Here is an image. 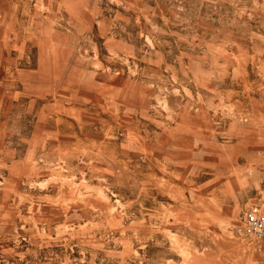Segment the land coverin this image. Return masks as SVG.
<instances>
[{"label": "rangeland", "instance_id": "374dc122", "mask_svg": "<svg viewBox=\"0 0 264 264\" xmlns=\"http://www.w3.org/2000/svg\"><path fill=\"white\" fill-rule=\"evenodd\" d=\"M0 1V264H264V0Z\"/></svg>", "mask_w": 264, "mask_h": 264}, {"label": "built area", "instance_id": "2783aa9c", "mask_svg": "<svg viewBox=\"0 0 264 264\" xmlns=\"http://www.w3.org/2000/svg\"><path fill=\"white\" fill-rule=\"evenodd\" d=\"M244 222L254 235L264 236V213L258 207H251L245 212Z\"/></svg>", "mask_w": 264, "mask_h": 264}, {"label": "crops", "instance_id": "0c3cea01", "mask_svg": "<svg viewBox=\"0 0 264 264\" xmlns=\"http://www.w3.org/2000/svg\"><path fill=\"white\" fill-rule=\"evenodd\" d=\"M1 1V0H0ZM12 3H13V5L15 4L16 5V3H15V1L16 0H10ZM1 12V11H0Z\"/></svg>", "mask_w": 264, "mask_h": 264}]
</instances>
